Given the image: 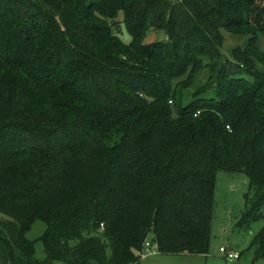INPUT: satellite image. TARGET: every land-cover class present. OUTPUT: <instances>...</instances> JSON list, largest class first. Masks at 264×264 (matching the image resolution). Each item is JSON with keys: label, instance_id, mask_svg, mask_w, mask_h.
Here are the masks:
<instances>
[{"label": "trees", "instance_id": "trees-1", "mask_svg": "<svg viewBox=\"0 0 264 264\" xmlns=\"http://www.w3.org/2000/svg\"><path fill=\"white\" fill-rule=\"evenodd\" d=\"M218 170L258 219L264 0H0V264H139L149 235L205 254ZM250 247L264 262V225Z\"/></svg>", "mask_w": 264, "mask_h": 264}, {"label": "rangeland", "instance_id": "rangeland-1", "mask_svg": "<svg viewBox=\"0 0 264 264\" xmlns=\"http://www.w3.org/2000/svg\"><path fill=\"white\" fill-rule=\"evenodd\" d=\"M118 19H122L119 13ZM223 43L224 51L235 45H240L242 39L225 33ZM119 37L129 43L131 37L121 26ZM166 39L163 30L149 29L145 33L143 43L164 41ZM254 194L253 185L243 172H227L218 170L215 175L213 193V209L210 227L208 250L205 254H162L158 250L155 253L142 256L140 253L139 264H264L262 260L253 261V249L251 241L260 228L264 225V209L261 216L255 220L244 219L249 210L251 198ZM0 221H13L0 218ZM46 229V224L41 220H35L26 232V238L35 241V259H45L42 242L39 240ZM152 240V235L148 236ZM220 247H227L240 254L237 260H228L220 252ZM56 264H65L56 262ZM96 264V263H93ZM133 264V263H132Z\"/></svg>", "mask_w": 264, "mask_h": 264}, {"label": "built area", "instance_id": "built-area-1", "mask_svg": "<svg viewBox=\"0 0 264 264\" xmlns=\"http://www.w3.org/2000/svg\"><path fill=\"white\" fill-rule=\"evenodd\" d=\"M170 1H178V0H170ZM155 251H157V244L148 239L145 240V242L143 243L141 255L142 256L149 255L155 253ZM220 252H222L225 258L228 260H237L239 258L238 252L228 249L227 247H220Z\"/></svg>", "mask_w": 264, "mask_h": 264}, {"label": "water", "instance_id": "water-1", "mask_svg": "<svg viewBox=\"0 0 264 264\" xmlns=\"http://www.w3.org/2000/svg\"><path fill=\"white\" fill-rule=\"evenodd\" d=\"M0 218H4V219H7V220H11V221H13L14 220V218H12L11 216H9V215H7V214H4V213H2V212H0ZM0 229H2L1 227H0ZM5 234H6V236L8 237V239H9V235H8V233L5 231Z\"/></svg>", "mask_w": 264, "mask_h": 264}]
</instances>
